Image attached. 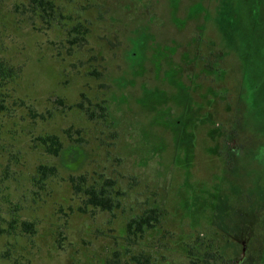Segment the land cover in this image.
<instances>
[{
	"label": "rangeland",
	"instance_id": "obj_1",
	"mask_svg": "<svg viewBox=\"0 0 264 264\" xmlns=\"http://www.w3.org/2000/svg\"><path fill=\"white\" fill-rule=\"evenodd\" d=\"M24 4L0 0V49L23 69L18 95L51 115L18 110L0 152V203L18 204L37 229L0 236V264H103L115 253L130 264L140 252L154 264H191L187 253L217 239L216 228L230 235L208 264H264V0H56L50 27ZM79 25L88 34L73 46ZM54 98L70 109L56 110ZM233 132L239 147L225 157ZM45 135L73 146L69 169L36 146ZM41 165L59 172L36 196L30 180ZM72 176L115 180L120 209L80 213ZM154 205L161 226L128 250L129 220Z\"/></svg>",
	"mask_w": 264,
	"mask_h": 264
},
{
	"label": "trees",
	"instance_id": "obj_2",
	"mask_svg": "<svg viewBox=\"0 0 264 264\" xmlns=\"http://www.w3.org/2000/svg\"><path fill=\"white\" fill-rule=\"evenodd\" d=\"M23 14L28 13L31 20L39 19L46 26H52L54 23L58 22V7L56 0H27V4L23 5ZM88 34V30H85L81 25L74 27L70 32L72 40L70 43L73 46H81L82 42L85 41V36ZM23 74V69L12 64L6 57L3 56L0 49V152L7 153V148L9 146V139L11 138L10 134V124L16 119L17 111L22 109H27L29 115L32 119H39L42 121L47 120V115L50 116L51 112L47 114H41L37 109L30 104L25 98H22L18 95L16 86L18 80H20ZM55 109L57 107L70 109V106H65L64 102L59 98H54L51 100ZM93 106V105H91ZM78 108L83 110L91 115V109L85 108L83 102L78 104ZM102 110H106L105 107L100 106ZM163 116H168V118L173 117V112H162ZM91 117V116H89ZM92 118V117H91ZM175 118V117H174ZM179 120L175 121L172 129H176L180 126L178 123ZM168 129H171L170 127ZM71 138V135L68 134ZM189 140L193 137L192 134H188ZM235 134L233 132L224 138V155H228V151L231 149H237L239 147L235 144ZM81 140V139H79ZM79 140L76 141L79 142ZM35 144L37 147H40L44 152L50 156L60 158L63 161L61 162V167L69 169L75 156V150L72 148H66L64 143L56 135H45L35 138ZM71 150V153L69 152ZM73 151V153H72ZM73 154V156H72ZM12 155V154H11ZM67 155L72 156L70 160L65 159ZM76 159V157H74ZM229 161V160H228ZM231 161V160H230ZM71 162V163H70ZM10 163V162H8ZM70 163V164H68ZM10 165L7 164L4 175L8 174ZM59 168L56 166H46L41 165L38 167L36 174L30 180V192L36 196L40 195V192L45 190L44 185L50 178H58ZM70 185L72 188L73 196L77 197L82 201L79 208V212L86 214L88 212H113L118 210L121 207L124 193L119 190V186L115 180H94L90 183L89 180L84 176H72L70 178ZM6 197V196H5ZM219 197V199H218ZM4 198V194H3ZM11 198V196H10ZM220 201V196L216 197V201ZM7 209H6V208ZM19 205L14 204L12 201H8L7 198H4V201L0 203V236H9L13 238L32 236L37 233L36 223L28 219L21 218L19 214ZM164 213L160 206H151L143 211L139 216H134L131 218L125 229V239L127 241L128 250L134 248L136 245L140 244V241L148 233V231L156 229L158 226H161ZM212 225V224H211ZM213 228H216L212 225ZM217 229V239L208 241L205 243V246L201 249L193 246L188 252L187 255L191 260V264H198V262L203 261L205 264L213 259L216 260L218 257L223 258V251L226 247L224 245L225 234L229 236L228 232L221 231ZM225 232V234H224ZM204 240L201 234L199 235V240ZM198 240V241H199ZM198 241L196 244L198 245ZM222 241V245L220 242ZM130 248V249H129ZM223 253V254H222ZM4 257H9V253L4 255ZM225 258V257H224ZM121 257L118 253H115L113 257L106 260L103 264H119ZM130 264H154L151 259V256L140 252L138 254L132 255V263ZM231 264H237L235 261H232Z\"/></svg>",
	"mask_w": 264,
	"mask_h": 264
},
{
	"label": "flooded vegetation",
	"instance_id": "obj_3",
	"mask_svg": "<svg viewBox=\"0 0 264 264\" xmlns=\"http://www.w3.org/2000/svg\"><path fill=\"white\" fill-rule=\"evenodd\" d=\"M215 56H216L215 64H217L218 63V60H219V56H217V54Z\"/></svg>",
	"mask_w": 264,
	"mask_h": 264
}]
</instances>
